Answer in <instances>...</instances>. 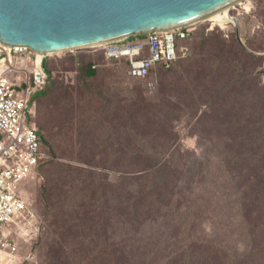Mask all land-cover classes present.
I'll return each instance as SVG.
<instances>
[{
	"label": "rangeland",
	"instance_id": "1",
	"mask_svg": "<svg viewBox=\"0 0 264 264\" xmlns=\"http://www.w3.org/2000/svg\"><path fill=\"white\" fill-rule=\"evenodd\" d=\"M227 14L239 19L240 38L252 55L264 56V51L249 46H264V0H241L230 5ZM192 27L191 55L143 81L129 77L125 61L104 57L101 47L47 56L52 85L45 88L46 95L37 97L35 120L45 134L43 146L50 162L42 163L36 176L23 185L28 205L39 214L38 221L40 217L45 229L41 227L42 232L29 243L20 244L23 264H123L127 251L133 252L132 264H143L145 253L152 255L146 264H175L177 257L189 262L202 259L207 253L196 249L202 245L212 250L219 245L239 250L232 258H241L237 260L240 264H252L244 254L254 245L246 227L255 221L257 228H264V205L251 215L253 204L246 202L248 216L239 215L234 206L238 190L232 195L225 192L224 182L229 177L244 178L239 175L245 169L235 168L234 161L244 163L245 168L253 164L258 171L262 169L258 161L264 154V140H259L257 150L245 154L229 145L234 143L227 141L222 130L203 129L204 118L198 121V117L211 102L207 101L205 82L198 83L201 76L197 75L202 67V72L210 74V68L223 64L215 45L220 35L228 46L237 36L234 26L226 21L202 19ZM209 61L213 66L209 67ZM90 62L98 71L95 77L87 75ZM253 62L235 61L240 73L241 66L247 65V73ZM195 100L202 105L198 117ZM167 103L182 107L174 109ZM150 113L157 115L158 122L163 120L172 137H179L173 150L184 151V155L178 161L171 160V166L175 163L180 172L175 176L169 204L161 203L159 209L157 201L144 200L141 207L145 212L132 223L121 206L125 201V207L133 212L125 191L136 185L118 183L122 171L144 166L145 161L135 154L157 157L172 143L167 140L168 144L160 146L159 141L170 138L146 136L144 125L135 123V117L147 119ZM192 137H206L209 142ZM262 177L263 171L258 180ZM232 201L237 215H230ZM226 216V222L217 225ZM218 236L231 238V245ZM55 244L60 257L64 247L68 253L59 263L52 253ZM106 245L111 246L110 251L105 250ZM117 247L121 253L114 251Z\"/></svg>",
	"mask_w": 264,
	"mask_h": 264
},
{
	"label": "trees",
	"instance_id": "2",
	"mask_svg": "<svg viewBox=\"0 0 264 264\" xmlns=\"http://www.w3.org/2000/svg\"><path fill=\"white\" fill-rule=\"evenodd\" d=\"M194 29L188 34V37L180 42H177L178 50L181 46H186L190 50L191 55V47L189 45V40L192 35H194ZM144 37L141 35L139 38ZM135 37H132L133 39ZM220 40L216 41L215 45L218 51L221 53V60L224 61L221 66L212 67L211 73L208 74L207 71L202 72L203 67L200 69L197 76H201L198 78V83L205 82V93L209 96L207 101H210L211 104L204 113L200 116L199 111L201 109V103L195 100L196 103V115L198 117V121L204 118L203 129L205 131L211 129L212 131L222 130V132L227 133L225 138L229 142L230 140L234 144H229L231 147H237L238 151L241 150L245 154H248L250 151L257 150V144L260 139L264 140V56H255L252 55L245 47H243L238 40L235 38L231 46L226 44L227 40L220 35ZM250 48L254 50L264 51V46L255 48L253 45L249 44ZM104 57L105 51L104 49L99 50ZM98 53V51H96ZM53 55V54H52ZM107 58V57H106ZM188 58V57H187ZM238 58H242L246 63H251V69L247 73H244V70L247 68V65L241 66L243 73H240V66L235 63ZM108 59V58H107ZM186 59V58H182ZM182 59H179L178 62ZM109 60H121L125 61L128 67V72L131 68V61L126 58H113ZM177 62V63H178ZM175 64H172L169 68L165 69L163 66H158L151 74L154 72L163 69L169 70ZM209 67L213 66L210 65ZM49 63H45V67L50 75L49 81L47 82L45 88L52 85L50 83L52 72L49 68ZM98 71L95 68V64L90 62L87 64V75L89 77H95ZM129 74V73H128ZM202 74V75H201ZM130 77V76H129ZM132 78V77H130ZM209 80H206L208 79ZM137 79V78H132ZM140 80V79H138ZM206 80V81H204ZM143 81V80H141ZM203 81V82H202ZM38 91L35 94L34 100H37V97L46 95L48 93V89ZM213 89V92H210ZM45 90V91H44ZM187 93H191L190 89ZM211 94V95H209ZM166 105H171L174 109L178 107H182L178 104L167 103ZM145 116V115H144ZM157 117L156 114L150 113L147 119H139L135 117V123L143 124L146 130V136L151 137H169L170 139H164L160 142V146L163 144H168L167 140H172L171 145L166 149L165 152L156 155L157 157L152 156L148 159L146 154L139 153L135 154V157L142 159L145 161L144 166H133L127 171H122L123 175L120 178L118 183L124 182H132V184L136 185V188L132 190L125 191V196H129L133 205V212H129L124 204L121 208L129 213V217L132 218V223H136L137 215H141L145 212V209L141 207V203L146 200L157 201V208L161 209V203L169 204L170 196H172V189L175 186V176L180 172V169L176 166L175 163L171 166V160L178 161L183 155L184 151H176L174 149V144L177 145V140L179 137H172L171 131L169 128L164 125L162 122H158L155 120ZM31 122H36L35 117L32 119L30 117ZM220 127V128H219ZM175 129V127H174ZM40 135L42 137V142L44 144L45 134L40 129ZM197 141L204 138V140H208L206 137H192ZM217 137H215L216 139ZM221 138V137H219ZM214 139V141H215ZM209 142V140H208ZM123 144V143H122ZM228 144V143H226ZM178 146V145H177ZM44 148V146H43ZM45 150V149H44ZM197 155V154H196ZM159 156V157H158ZM50 158H45L42 163L50 162ZM49 160V161H48ZM262 164V169L258 171V166L250 165L248 168H245L244 163H240L238 161H234L235 168L245 169V173L239 175V177H244L240 179H231L227 178L224 182V190L225 192L232 195V192L236 189L238 192L236 193L234 206L235 210L239 215H247L248 211L246 209V202H252L253 211H250L251 215H255L260 207L264 205V154L262 153L259 161ZM41 163V164H42ZM40 164V166H41ZM231 167V165H230ZM263 171L262 181L258 180L260 173ZM246 181V182H245ZM117 183V184H118ZM122 195V193H120ZM125 200V198H123ZM233 201L230 207V215H237L236 212H233ZM38 214V213H37ZM229 215V216H230ZM39 216V214H38ZM229 216L223 217L219 219L217 225H221L226 222ZM40 222V217H39ZM41 225V222H40ZM42 227V226H41ZM45 226L42 227L44 231ZM252 233V238L254 241V245L247 250L245 254V259H250L252 264H264V228H257V223L255 221H249L248 227ZM42 232V231H41ZM218 239H225L231 245V238L218 236ZM35 246V245H34ZM203 246V247H202ZM196 247L200 252L207 253V255H203L202 259L197 260V258L191 260L193 262H189L190 260L182 259L180 257L174 258L173 263L175 264H240L237 260L241 259L234 256L232 258L231 254L237 255L239 250L232 251L229 248L224 249L223 245H219L218 248L209 249L208 246L202 245ZM111 246L106 245L105 250L110 251ZM193 249L192 252L194 255L197 254V250ZM34 251V249H33ZM114 251L121 253L120 248L117 247ZM52 253L55 258L56 263H59L63 256L67 253L66 248H63L62 256H59V245L55 244L52 248ZM132 254L133 252L127 251L124 253L125 257L122 260L123 264H132ZM240 255V254H239ZM152 258L151 253L149 256L146 253L141 256L142 263L146 264ZM55 264V262L53 263ZM79 264V263H78ZM109 264H120L119 262L112 261ZM242 264H246L243 261Z\"/></svg>",
	"mask_w": 264,
	"mask_h": 264
},
{
	"label": "built area",
	"instance_id": "3",
	"mask_svg": "<svg viewBox=\"0 0 264 264\" xmlns=\"http://www.w3.org/2000/svg\"><path fill=\"white\" fill-rule=\"evenodd\" d=\"M192 26L100 47L108 59L130 60V77L147 80L158 66L167 69L190 56L186 46L178 50L177 42L188 37ZM46 59V55L40 58L29 47H10L0 41V264H23L20 244L29 243L41 233L38 214L29 207L23 185L36 176L46 158L40 129L30 121L36 116L35 94L45 88L50 78ZM149 87L154 84L149 83Z\"/></svg>",
	"mask_w": 264,
	"mask_h": 264
},
{
	"label": "water",
	"instance_id": "4",
	"mask_svg": "<svg viewBox=\"0 0 264 264\" xmlns=\"http://www.w3.org/2000/svg\"><path fill=\"white\" fill-rule=\"evenodd\" d=\"M239 1L0 0V41L48 56L195 25ZM228 21L250 51L240 38L239 19L229 14Z\"/></svg>",
	"mask_w": 264,
	"mask_h": 264
},
{
	"label": "bare ground",
	"instance_id": "5",
	"mask_svg": "<svg viewBox=\"0 0 264 264\" xmlns=\"http://www.w3.org/2000/svg\"><path fill=\"white\" fill-rule=\"evenodd\" d=\"M230 6H227L225 8H223L222 10H218L216 12H214L213 14L203 18V19H207L212 21V19L214 20V22H219L222 23L223 21L229 22L228 21V17L229 15L227 14V10L229 9ZM100 45H97L96 47H98ZM52 55V54H50ZM43 56H45L43 53L39 54V57L42 58ZM49 56V55H48Z\"/></svg>",
	"mask_w": 264,
	"mask_h": 264
}]
</instances>
